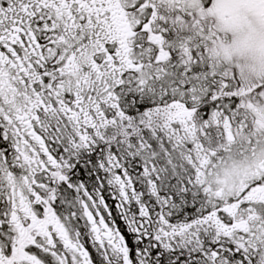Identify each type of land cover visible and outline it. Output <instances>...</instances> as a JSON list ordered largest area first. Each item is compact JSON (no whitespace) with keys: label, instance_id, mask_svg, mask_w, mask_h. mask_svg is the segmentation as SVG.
<instances>
[{"label":"flooded vegetation","instance_id":"1","mask_svg":"<svg viewBox=\"0 0 264 264\" xmlns=\"http://www.w3.org/2000/svg\"><path fill=\"white\" fill-rule=\"evenodd\" d=\"M220 1L224 0L217 3ZM171 2L0 0V264H264V254L262 260L248 258L243 247L253 248L252 244L225 248L217 240L205 242L202 237L211 233V228L202 227L203 221L228 227L237 219L233 229L245 230L248 237L254 230L248 226L251 218L260 217L264 223V161L260 160L258 176L247 179L238 197H228L221 205L207 194L204 200L193 199L187 206L188 185L201 187L202 193L206 187L204 191L216 194L211 186L216 183H165L169 179L149 174L154 170L142 166L141 175L143 169L147 175L144 183H138L134 176L124 174L120 164L115 183H106L89 168L90 163L75 160L77 155L106 148L99 136L107 120H96V114L107 112L111 117L116 112V121L124 117L123 104L108 107L103 98V84L111 77L115 90L124 91L125 97L119 99L136 111L142 100L151 108L154 102L162 107L171 100L158 96L161 88L155 87L154 80L161 77L172 79L173 89L185 92L187 83L181 81L194 69L172 60L188 50L184 36L160 31L161 47L147 42L145 52L140 51L141 27L154 30L153 21H186L190 16L189 7H184L188 0ZM194 4L201 8L195 11V21H207L202 1ZM169 43L175 53L162 49ZM203 45L202 38L196 40L195 46ZM156 49L164 52L159 56L166 65H144L143 60L153 62ZM216 69L211 62L212 84ZM203 70V65L196 66L200 111ZM171 71L178 76H171ZM145 72L152 76L140 81L139 75ZM180 115H136L134 122L145 119L153 125L141 128L142 132L137 124V129H131L132 140L135 143L140 132L146 138L153 133V143L161 145L162 128L177 127L170 126V121L178 118L185 128ZM162 151L167 153L165 147ZM165 185L179 187L182 195H165ZM128 208L132 209L130 231L123 223ZM187 217L195 218L197 229L190 231L200 235L188 251L180 237L186 235L181 229ZM157 219L160 225L170 226L176 220L181 224L179 229H171L180 233V246L168 241L158 244L153 238ZM152 242L157 243L155 247Z\"/></svg>","mask_w":264,"mask_h":264},{"label":"rangeland","instance_id":"2","mask_svg":"<svg viewBox=\"0 0 264 264\" xmlns=\"http://www.w3.org/2000/svg\"><path fill=\"white\" fill-rule=\"evenodd\" d=\"M157 1L158 4L163 2V0ZM201 1L203 4L201 5L203 18L207 21H195L196 17H198L195 14L198 5L194 4L195 0H188L184 7L186 9L189 7L191 12L190 16L185 18L186 21H153L154 30H152V28L149 29L147 26L140 28L144 30L143 42H141V45L143 46L140 51L141 53L145 52L143 49L147 46V42L161 47V44H163L164 41L158 37L160 31L163 35L168 34L177 37L184 36L185 38L188 34L195 33L196 31L197 34L205 31L207 35L212 36V42L210 44L207 43V45L205 44L202 47L195 46L196 41L189 42L186 39V41H188L186 43L188 44H185V47L187 46L188 50L186 51L183 49L184 52H182L185 58L187 57L189 61H194V63L200 60L203 61L204 58L209 62H216L214 65L217 67L216 72L219 76V87H216V89L213 90L214 92L212 91L208 98H206L208 102L206 112L203 114V108L200 114L197 115L193 112H187L189 109L184 111L183 109L185 108L180 106L178 103L170 102L164 105L163 113L164 115H167L164 109L167 110L168 108L172 111L174 110L172 113H174L175 110V113L180 111V116H183L180 119L181 122L184 121V123H188L187 121L189 119L190 123L193 121L195 124L194 130L196 129L197 133H202L210 128L213 130L214 128V131L219 134L217 141L211 137L210 133L208 134V138H204L203 143L207 141L212 143L214 142L216 144L219 151V159L217 160V164H214V168L211 172L207 167V171H203L202 173H205V179H207V181L210 180L208 183H214L213 180L216 179V184H211V186L213 189L218 190L216 191V194L223 198L222 202L220 201V204L223 205L224 201L229 199L231 196H239L240 191L244 189L245 183H247V179L258 176L257 170L260 166V160L262 162L264 161V125L262 128L259 124V121L264 124V2H260V0H224L219 3H217L218 0ZM189 3L191 4L189 5ZM172 4L173 0L170 5ZM213 10L215 12L217 11L218 15L213 14ZM213 18H216L215 21H212ZM167 24H169L170 28L167 27ZM170 45L171 43L168 45L166 44V46L162 49L169 51L171 54L175 53V51L171 49ZM156 50L153 62L151 58L148 62L143 60L144 65L153 63L156 67L162 66L165 61L164 58L162 59L159 55H163L164 52L160 49ZM173 57L175 59H181L182 56L181 53H178ZM212 58L215 60H212ZM128 64L131 65V61H129ZM170 74L171 76L174 75L173 72H170ZM150 76H152V73L145 72L139 75V79L140 81H149L147 78H150ZM112 79L113 78L111 77L109 82L107 81V83L103 84L106 88L104 91L106 97H102L107 99L108 107H116L114 103L124 105L125 102L120 100L125 97L123 94L124 91H120L119 89L115 90L116 88L115 85L112 84ZM165 79L167 78H164V80ZM111 93L113 94L111 95ZM115 93L116 96H114ZM149 94L150 92L148 91V96L150 97ZM190 94V96H193L192 92ZM113 96L117 97V99ZM218 101H223L224 104L227 103V106L231 104L232 109L229 111L230 113L225 112V109L219 106L216 107L215 104L218 103ZM129 105L130 103L128 102L127 107ZM157 108L158 110L160 109L159 107ZM103 111H105V109H101V112ZM148 111L155 114L149 109ZM117 116L118 113L113 111L111 117H107V112L104 115L101 113L96 114V120H107L105 123L108 124L105 128H102L104 124L102 123L101 131L103 130V132L99 136L102 139L101 145L105 144V149H109L110 147L114 148L117 155H119L121 159L120 150H125L123 153V163L130 176L133 175L131 166L132 160L135 157V152L139 153L138 155L140 159L143 157L146 159L141 162L142 168L145 167L146 169H150L151 161L155 159L152 155H155L156 157L162 156L161 154L157 155L156 152L152 153L154 148L153 144H150L152 139L149 137L146 141V136L142 133L143 131L141 128H150V126L153 125L152 123L148 124L147 122L151 120H145L143 118L144 120L134 122V119L127 117L130 121L129 123L125 122L124 124L125 118H119L118 121H116L118 118ZM110 123L115 126H109ZM171 123L172 125H177L174 132L171 128L172 137L175 142L182 143L183 140H186L187 142L194 140L191 133L187 134L184 131L178 118L170 121V126ZM132 124L133 127L131 128ZM137 124H139L138 130L140 129V131H142H139L141 140L144 138L146 143L148 142L145 146H141L139 144L141 140L139 142L137 141L138 144L135 147L133 144L126 142V138H130L133 135V131H131V129H137ZM120 125H122V128L118 130L117 127ZM258 131L262 132V134H259ZM258 134L259 136H256ZM167 135V130L162 128L161 136L166 138ZM227 140H229L232 145L228 146L226 143ZM239 141L243 142L239 144ZM177 144L178 143H176V145ZM205 144L207 146H204L207 148L211 145V143ZM161 145L163 146L164 144ZM161 145L155 147L157 151L159 150L163 154L164 152L162 150L165 147L167 157L170 156L175 158L178 156L174 153L171 144L164 147ZM182 145L183 144H181V146ZM243 145H246L247 147L252 146L254 149L253 151L250 150V148L241 149ZM191 146H193L192 143ZM234 146L240 148L232 150V147ZM193 147H196L198 150V145ZM129 151L132 152V155H130ZM189 151L190 153H193L194 150L193 148H190L188 144L187 152L189 153ZM86 154H84V159H87ZM88 155H91L90 152ZM194 156H196V153ZM129 157L130 161H126ZM156 162L158 164L155 163V169H161L160 171L161 173H164V177H167L172 173V171H174L172 169V164L168 169L165 168L163 170L161 168L162 165L159 164L157 159ZM173 164L176 165V162L173 161ZM199 166L201 167V163ZM115 167L116 166H114L113 170H111V177L109 176L108 178V181L111 183H115L114 173L117 172ZM193 169L195 170L193 163L186 165L187 173L191 175L189 178L193 175L195 176ZM143 170L142 177H144V173L146 171ZM145 174H147V171ZM118 184L119 183H117V185ZM207 191L208 193L205 191V195L209 194L208 197L210 200L215 201V199H218L215 198L216 195L213 194L214 192L209 193L210 191ZM259 218L260 217L251 218L248 222V226L254 229L251 231L250 237H242V240L232 234L235 229L231 230L230 227L214 226L215 229L212 234L214 239L213 241L217 240V242H219L220 245L225 246V248H227V245L230 244L244 245L246 243H253V248L243 247L247 251L248 258L251 260H262V255L264 254V223L260 222L258 220ZM236 221L237 219H234L230 226L238 224ZM239 221L241 223L243 222V219ZM240 253L242 254V252ZM221 254L225 253L221 252Z\"/></svg>","mask_w":264,"mask_h":264},{"label":"trees","instance_id":"3","mask_svg":"<svg viewBox=\"0 0 264 264\" xmlns=\"http://www.w3.org/2000/svg\"><path fill=\"white\" fill-rule=\"evenodd\" d=\"M192 67H194V65H191ZM206 69V68H205ZM203 70V82H204V86L202 85V88H201V91H203V94H201V97L204 99L203 100V105H204V101H205V99L206 98H208V95H210V93H211V88H210V85H211V80H209L210 79V73L208 72V70L206 69V70ZM172 72V71H171ZM176 74V73H175ZM174 74V75H175ZM200 74V72L199 71H196V67L194 68V71L193 72H191V73H187L186 75V79L183 81H181V82H186L187 83V85H188V87H186V89H185V92H186V94L188 93V94H190L191 92H192V94H193V96H190V95H187L186 97L185 96H183V92L181 93V91H174V89H172L171 87H169L167 84H169V82H173V80L172 79H162L161 80V83H157L156 84V88L158 89L159 87L161 88V91L158 93V96L159 97H162V98H165V96H167V93L168 92H171L172 90H173V93H176V97L177 98H184L185 97V100H186V105L187 106H192V108L194 109L195 108V101L194 100H192V99H190L189 97H199V89H200V82H199V85H197L196 84V76H198ZM173 75V76H174ZM176 76H178L177 74H176ZM208 79V82H206V80ZM171 84V83H170ZM205 88H207V89H205ZM209 88V89H208ZM207 91H208V95H207ZM185 95V94H184ZM156 97H157V95H156ZM156 97H155V99H156ZM190 100V101H189ZM192 100V101H191ZM218 103L220 104L219 105V107H221V108H223V109H225V112H227V110L229 109L228 108V106H227V103H225L224 104V102L223 101H218ZM140 107V111H135V114H141V113H144V107H146V106H139ZM136 108V107H135ZM202 109H203V107H202ZM133 111H134V107H132V109H131V111H130V113L131 114H133ZM205 113V110L203 111V114ZM142 139H144V138H142ZM126 142H128V143H130V144H133V141H132V138L130 137V138H126ZM212 146H210L209 148L210 149H212L211 148ZM100 151V149L99 150H97L96 151V154H97V152H99ZM114 151V150H113ZM215 152H217V153H219V151H218V149H215L214 150ZM115 152V151H114ZM195 153H196V156H194L195 155ZM117 154V153H116ZM207 154V153H206ZM91 155H94L93 153L91 154ZM88 156V155H87ZM118 157H119V155H117ZM201 155L199 154V152H193V153H187V154H184V155H180L179 156V158H180V160H178V162H180V164H181V166H182V169H181V171H183L184 169H186V165H188L189 163H195L197 160H198V158L200 157ZM89 157V156H88ZM121 157H122V160H123V155H121ZM184 159V160H183ZM86 161H90V164H92V169L93 168H95V166H96V162H95V158H91V157H89L88 159H85ZM126 161H130L129 160V158L128 159H126ZM173 161L174 160H171L170 161V163L172 164V169L174 170V172L175 173H171L170 175H168V178H170L171 180H174V179H179V181H174V182H169V183H181L180 181H182V179H183V177H187V176H183L182 174L180 175V177H179V174L181 173V171H179L178 172V169H176V167H175V164H173ZM174 162H176V161H174ZM187 171V170H186ZM168 186L169 185H166V187L168 188ZM187 199H186V203H187V206H188V204H189V202H191V200H192V198H188V197H186ZM188 221H189V219H187ZM207 238V237H206Z\"/></svg>","mask_w":264,"mask_h":264},{"label":"bare ground","instance_id":"4","mask_svg":"<svg viewBox=\"0 0 264 264\" xmlns=\"http://www.w3.org/2000/svg\"><path fill=\"white\" fill-rule=\"evenodd\" d=\"M139 101V100H138ZM145 104V101L144 100H142V102H140V104H139V106H143ZM207 105H208V102H207V99H205V101H204V107H207ZM124 106L125 107H127V103H125L124 104ZM203 107V108H204ZM204 110H205V112H206V110H207V108H204ZM136 139H137V141L139 142L140 140H141V137H140V135H138L137 137H135ZM110 151V148L109 149H105V148H103V149H101L97 154L95 153L94 155H88L89 157H93V158H95V162H96V166H95V168H93V169H95L96 170V176L97 177H101V178H103V179H105L106 180V178H107V180H108V178H109V176L112 174V171L110 170V169H108V168H105V162H106V159L108 158V153H110L109 152ZM124 151L125 150H120V153H121V155H123L124 156ZM130 152V151H129ZM157 153V155H162V156H164L165 154L163 153H161L159 150L157 151L156 150V148L154 147L153 148V152L152 153ZM132 152H130V155H132L131 154ZM139 153L138 152H135V157H134V159L132 160V166H131V169H132V173H133V176H134V178H135V181H137L138 183H144V179H143V177H142V175H141V170H140V166H141V162L143 161V160H146L145 159V157H143L142 159H140V157H139V155H138ZM85 155H80V156H78V157H76V161H82V162H85V163H90V161H86L83 157H84ZM87 156V159L89 158ZM155 159H154V161L153 162H151V163H156V164H158L157 162H156V159L158 160V162H159V164L160 165H162V166H164L166 163L163 161V157L162 156H155V155H152ZM80 157L82 158V159H80ZM129 160H130V157H129ZM136 164H138V167H136ZM92 164H90V166H89V168L91 169V170H93L92 168ZM175 167H176V169H178V172L179 171H181V164H180V162H178V161H176V165H175ZM166 169H168L169 167H165ZM105 172V173H104ZM172 173H175L174 171H172ZM183 175V176H187L188 178L190 177V175L187 173V171H186V169H184L183 171H181V173L179 174V175ZM111 177V176H110ZM100 178V179H101ZM169 178L167 177L166 179H165V181H167ZM90 183H93V181H91ZM106 183H108V182H106ZM165 183H167V182H165ZM185 183H188V182H185ZM186 195L188 196V198H192V200L193 199H199L200 198V195H199V193H198V190H197V187H190V188H188L187 190H186ZM131 212H132V209L131 208H128L127 210H126V214L125 215H123V223H124V227L125 228H127L128 230L131 228V226H132V221H131Z\"/></svg>","mask_w":264,"mask_h":264}]
</instances>
